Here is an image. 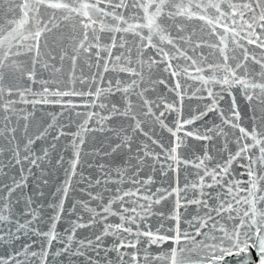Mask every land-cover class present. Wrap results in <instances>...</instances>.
<instances>
[{"label": "snow or ice", "instance_id": "1", "mask_svg": "<svg viewBox=\"0 0 264 264\" xmlns=\"http://www.w3.org/2000/svg\"><path fill=\"white\" fill-rule=\"evenodd\" d=\"M4 11H18L20 17L8 19L6 26L0 23V117L5 122L0 130V141H7L11 146L10 155L5 157V145L0 142V264H36L37 261L46 264L49 257L53 264H77L74 258H83L84 264H103L109 259L108 251L117 253L119 264L134 261L138 264V252L121 251L126 247L135 248L139 243L138 239L134 242L121 235L126 232L131 236L132 224L138 225L137 236L147 237L146 243L174 245L163 257L166 264H264V0H0V12ZM194 20L201 23H187ZM197 32L200 35L194 39ZM210 57L215 59L210 60ZM57 59L61 64L65 60L70 62L66 79H70L73 86L60 88L57 84L53 90L45 79L38 94L40 99L32 103L60 105L70 113L69 124L73 112L84 119L77 126L78 131L71 134L74 153L68 167H64L63 157L55 161V166L63 168L67 175L63 187L53 193L62 195L51 225L47 231H42L36 226L41 217L38 207H33L34 196L44 195L41 189L48 181L43 179V173L51 162L50 149L56 145L42 148L39 153L33 145L46 138L54 125L50 123L37 135L30 136L28 116L23 117L26 122L20 129L11 126V115L13 97L23 99L25 92H32L28 83H35L41 64L44 69L51 66L54 71H63L54 63L50 65ZM78 64L83 65L79 76ZM92 64L102 67L105 75L108 71L117 73V79L109 81L106 89L97 86V78L104 76L100 71L92 72ZM250 64L258 67H250ZM84 67L89 69L87 74ZM161 70L175 81L171 91L176 92L177 102H158L148 95L158 84L166 83L154 77V72ZM187 80L194 81L191 85L194 92L188 91ZM21 83L23 92L19 91ZM77 83L82 87L77 89L74 86ZM233 89H239L249 104L251 128L240 123L242 117ZM118 93L122 106L111 100ZM224 94L233 97L228 113L219 106ZM64 97H79L81 102ZM185 98L209 103L185 119L182 111ZM161 103L164 111L157 114ZM178 106L180 113L175 127H169L162 118L166 113L176 112ZM81 107L85 110L79 111ZM97 108L107 109L106 114L95 111ZM211 112L220 116L221 124L203 132L188 127ZM94 117L101 132L109 130L106 122L114 117L131 121L119 131L112 129L118 143L112 146L110 153L101 154L112 155L124 150L126 158L114 168L103 163L97 165L99 175L95 180L80 174V181L86 185L82 193L90 200L100 201V211L89 208L86 201H79V206L95 215L87 223L73 221L62 238L56 232V224L73 178L77 176L80 146L86 142V134L96 130L89 127ZM149 121L167 128L173 140L165 145L162 140L153 138L152 129L144 132L143 125ZM225 126L233 130L231 134L225 131ZM17 131L23 132L26 142L22 146ZM137 132L146 140L133 150ZM64 134L61 126L53 139L59 140ZM215 137L224 140L227 159L223 163L209 164L213 157L207 151V144L203 155L195 160L184 159L179 153L186 138L211 141ZM148 140L161 151L156 152ZM230 143H235L234 151L228 148ZM234 164L244 169L238 176L233 175ZM181 165L197 168L198 182L181 189L177 175L175 188L153 191L154 176L140 175L146 169L149 173L159 170L163 176L169 172L178 174ZM17 166L18 176L5 172ZM33 168L38 169L41 176L35 177L37 191L29 193L28 180L34 176ZM5 175L9 176L7 183L3 179ZM109 184H115V189L109 188ZM124 184L131 187L125 188ZM93 187L99 191L93 193ZM189 187L199 188V197L183 198V205L177 199L176 207H186L189 203L198 205L195 222L188 221L192 231L180 227L181 215L176 211L168 217L175 221V226L169 228L172 235L162 234L159 229L155 233L140 232L139 223L153 214L154 205L173 194L178 196L180 191L186 193ZM205 188L217 191L213 193ZM105 193L108 194L106 204L103 203ZM109 216L118 217L120 223H107L94 238L76 240L78 228L91 227L97 220L106 222ZM109 234L118 241L111 249L103 243ZM20 241L26 242L18 244ZM38 241L40 249L35 251L33 247ZM53 242L63 246L51 251ZM89 252H94L96 257L88 255ZM125 256L129 257L127 261Z\"/></svg>", "mask_w": 264, "mask_h": 264}, {"label": "water", "instance_id": "2", "mask_svg": "<svg viewBox=\"0 0 264 264\" xmlns=\"http://www.w3.org/2000/svg\"><path fill=\"white\" fill-rule=\"evenodd\" d=\"M5 9L7 8L6 5H4ZM20 17V13L12 12L8 13L7 11L0 12V23L3 25H7L8 19H15L18 20ZM190 25L192 24H200L201 22L198 20L189 21L187 22ZM14 27H17V24L13 25ZM144 31H147L145 29ZM200 33L197 32L196 37L194 39H197L199 37ZM7 47V45H5ZM251 47V46H249ZM47 51V50H46ZM134 51V50H133ZM207 51V49H205ZM257 52H259V49H256ZM57 52H59V47H57ZM210 60H214V57H210ZM54 63L56 67H62L63 71H54L53 67H49L48 69H44L43 64H41L37 69V79L35 83H28V87L32 89V92L37 93L36 96H33L32 92H25L23 99H21L19 96H14L13 100L14 103V113L11 115L12 125L11 126H18L20 129L23 128V125L25 124V120L23 119L24 116H28L27 123L29 124L28 127V135L35 136L39 132L43 131L44 128L48 124H53L54 127L49 130L48 134L46 135V138L37 140L36 143L33 145V148L37 151V153L40 152L42 148L49 147L51 144L55 143V148L50 149V155H51V162L47 164L45 171L43 173V179H46L48 181V184L46 186L42 187V191L44 193L43 196H34V204L33 207H38V215L41 217L40 222L36 225L40 230L47 231L51 225V219L55 216V208L56 204L59 202L62 193L53 195V193H56L58 189L63 187V182L66 179L67 173L64 171L63 168H57L55 166V161L59 159L60 157H63L65 161L64 167L67 168L68 165L71 162V159L73 157L74 148L71 143L73 140V136L71 134L76 133L78 131V125L83 121V116H76L75 112L71 113V124H69V118L70 113L67 110H64L61 108L60 105H53V104H33L32 101L34 99H40V96L38 95L41 92L42 87L44 86L45 79L48 80V86L51 89H55V87L58 86L60 88H65L66 86L71 87L73 86V82L70 79H66V77L69 76V70H70V62L68 60H65L62 64L57 59L54 62H50V65ZM82 64H78L76 68L77 76H79L80 68L82 67ZM250 67L256 68L257 65L250 64ZM91 71L96 72L100 71L102 76H104L103 79L97 78L96 84L97 86H102L105 89L109 85V81H114L117 79V73L108 71L106 75L104 74V69L102 67H97L96 64H92ZM84 72L87 74L89 72V69L87 67H84ZM154 77L156 79H164L166 83L164 84H158L156 86L155 91L149 92L148 95L157 100L158 102L167 101L168 103H173L178 101V97L176 92L171 91V89L174 87L175 81L170 80L167 76V73L161 71L154 72ZM11 83V82H10ZM194 81L187 80L186 85L188 87V91L194 92L195 88H192L191 85H193ZM77 89L81 88L82 86L80 84L74 85ZM199 87V85H197ZM218 91V89H216ZM19 91L23 92L24 87L23 83L19 86ZM235 95L234 99L236 101V104L238 106V110L241 114V121L240 123L248 128H251L252 121L250 119L251 112L249 109V104L245 100L243 94L239 89H233ZM206 96L207 93H204ZM52 99L53 97H49ZM65 100L67 99H73L77 103L81 102V98L79 97H64ZM112 102L121 105L122 102L120 99V94L118 93L116 96L111 97ZM133 100H135V97H133ZM233 97L229 96L227 94H224L223 99L220 100L219 106L221 109H223L226 113L229 112L231 108ZM209 103L208 100H200L196 98H185L183 101V117L185 119L189 118L194 111L196 110H203L204 104ZM79 111H84L82 107L78 109ZM95 111L102 112L103 114H106L107 109H95ZM159 111H164L163 105L161 103V107L157 109V114ZM63 112V115H60V113ZM180 113V108L178 106L176 112L166 113L165 117L162 119L165 120L166 124L169 127L174 128L175 122L177 120V117ZM96 118H93V121L89 123V127L96 128L95 131L89 132L86 134V142L80 146L81 151V163L77 168V176L73 178L72 181V187L70 188L68 197L65 199L64 203V210L61 213V218L59 222L56 224V232L62 237L65 238V230L70 229L72 226L73 221H79L82 223H87L88 220L95 215L94 212H90L81 206H79V201L83 200L88 202L89 208H94L97 211H100V204L101 202L98 200H90L89 196L82 193L81 189H84L86 187L85 183L80 181V174L83 173L86 176H91L93 180L96 179L97 175H99V171L97 168V165L103 163L106 166L110 165L113 166V168L116 165L122 164L125 157L124 150H120L116 154L112 155H101L105 153H110L112 146H114L116 143H118L117 138L115 137L114 132L112 129H115L116 131H119L122 127H125L131 121L122 119L120 117H114L106 122L108 129L106 131L101 132L99 130V127L95 123ZM4 121L3 118L0 117V130L4 127ZM221 124L220 116L216 112L209 113L206 117H204L202 120H197L195 124L189 125L188 127L191 129H198L199 131L203 132L206 128H212L213 125H219ZM61 126H63V132L64 135L60 136L59 140H54L53 138L57 136V134L61 130ZM144 132H148L150 129H152L151 135L153 138L162 140L165 145L169 144L173 137L171 136L170 132L167 130V128H161V126L156 123L155 121H149L148 123H145L143 125ZM225 131L228 133H232V129L230 127L225 126ZM210 135L212 133H209ZM237 135H239L238 131L236 132ZM17 138L20 139L21 146L26 142L23 138V132L17 131L16 132ZM229 139H231V136H229ZM136 140L137 142L133 144V150L136 149L137 144H139L142 141L146 140V137L142 135L141 133H136ZM5 145V153L4 156L7 157L10 155L8 152V148L11 147L7 144V141H0ZM147 143L151 145V140H148ZM205 144L208 145L207 151L209 154L213 157L212 160L209 161V164L211 166H215L216 163L220 162L223 163L227 159V152L223 151L224 148V140L221 137H215L211 141H203V140H196L192 138H186L184 145L179 149L180 155L187 160H195L197 157L202 156L205 152ZM156 152H160L161 149L157 147L156 145H151ZM235 143H230L228 145V148L231 150H235ZM94 153H98L95 154ZM23 155V152L21 153ZM5 163H7V160H5ZM91 165V167H89ZM25 168H27V165H25ZM159 166H157V169ZM233 175L238 176L240 172H243L244 169L240 168L238 165H233ZM197 168L194 166H183L181 165L178 170V174L176 172H169L167 176L161 175L160 171L157 170L154 173H149V171L146 169L144 172H142L140 175L146 176L148 174H151L154 176V183L151 185V188L153 191L157 188L163 189H169V188H175L177 186L176 177L178 175V184L179 187L182 189L186 184L190 185L192 182H198L199 177L196 175ZM5 172L12 174L15 173L17 176L19 175V169L18 166L11 168V169H5ZM32 172L34 173V176L30 177L28 180V189L27 191L29 193H35L37 191L35 180L36 176H41V172L33 168ZM5 183L8 182L9 176L5 175L3 177ZM243 179H247V176L243 177ZM109 188L115 189V184H109ZM123 187L128 188L131 187L130 184H124ZM206 191H212L215 193L217 189H207ZM93 193L99 191L98 188L93 187L91 189ZM200 189H192L191 187L188 188L187 192L180 191L179 195L173 194L172 196L168 197L167 199L163 200L160 204L154 205L153 207V214L149 215L147 220H145L142 223H139V229L142 233L145 230H151L152 232H156L157 229L160 230L162 234L165 235H172L173 233L169 231L170 227L175 226V221L173 219H170V217L174 212L178 211L181 215V224L180 227L182 229H186L189 231H192V229L189 227L188 221H193V218L197 214L198 205L196 204H187L186 207H180L177 209L176 207V201L177 199L181 200V204H184V199L192 200L193 198L199 197ZM13 195H17V193H14ZM108 194H104V201L103 203H107ZM74 205H77L75 208ZM22 207V206H21ZM114 207H118V205H115ZM163 213V215H161ZM107 223H120V220L116 216H109L108 220L106 222H101L97 220L96 223H94L91 227H82L78 228L75 231V238L76 240H83L86 238H94L96 235H99L101 230L106 226ZM134 232L130 236L128 233L124 232L121 233V235L129 240L136 241L139 240V243L136 244L135 248L132 247H126L122 248L121 251L125 253H133L138 252V264H166V261L163 259L165 256V253L174 245L171 243H163L160 245L157 244H148L145 241L147 240V237L144 235H136V229L138 227L137 224L130 225ZM32 239H37L36 237H32ZM198 239H203V237H198ZM26 242V241H20L19 243ZM104 245L111 249L112 246L116 243L117 237L114 235H106L104 237L103 241ZM59 242H53L51 251H55L56 249L62 247ZM40 249V243L34 245L33 250L39 251ZM88 255L96 257V254L94 252H89ZM108 258L103 262V264H119V261L117 260V253L115 251H108L107 253ZM100 256H104V252L101 251ZM145 257H147V261L145 260ZM253 257H255V253H253ZM77 261V264H84L83 258H74ZM99 259V258H97ZM125 261L129 259L128 256L124 257ZM36 264H39V261L36 262ZM46 264H53L52 258L49 257ZM133 264H137L136 261L133 262Z\"/></svg>", "mask_w": 264, "mask_h": 264}]
</instances>
